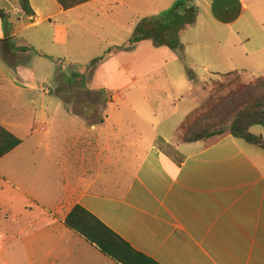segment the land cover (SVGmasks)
I'll use <instances>...</instances> for the list:
<instances>
[{
	"label": "crops",
	"instance_id": "0c3cea01",
	"mask_svg": "<svg viewBox=\"0 0 264 264\" xmlns=\"http://www.w3.org/2000/svg\"><path fill=\"white\" fill-rule=\"evenodd\" d=\"M30 2L33 17L24 14L17 0H0V10L7 15L0 14V50L3 47L6 57L0 53V59L7 65L1 68L12 83L7 91L30 94L37 114L46 116L48 110L53 121L63 107L73 124L66 131L67 142L54 155L59 174L52 171L48 186L38 184L36 177L41 171L35 162L39 149L23 150L20 144L0 159V264H19L25 247L33 251L27 264H116L66 226L65 219L76 204L160 264H264V150L232 135L208 146L177 142L178 128L194 108L170 123V117L153 119L155 110L140 115L136 102L126 97L116 102L53 100L51 86L40 87L36 73L31 80L20 78L30 58L20 57L11 46L14 27L51 17H44L51 0ZM111 2L119 8L160 11L180 0ZM188 6L198 12L208 9L216 27L233 28L248 13L256 22L264 18V0H189ZM250 39L246 36L245 41ZM118 80V91L138 82L124 72L118 73ZM178 81L174 113L180 111L184 98L196 102L195 76L190 73ZM36 91L44 93L45 101ZM100 110L102 116L97 115ZM127 111L135 115L128 123ZM1 113L0 109V124L10 130L9 117ZM160 139L175 147L177 157H185L181 164L157 145ZM30 154L33 158H21ZM13 156L21 159L10 169L5 162Z\"/></svg>",
	"mask_w": 264,
	"mask_h": 264
},
{
	"label": "rangeland",
	"instance_id": "374dc122",
	"mask_svg": "<svg viewBox=\"0 0 264 264\" xmlns=\"http://www.w3.org/2000/svg\"><path fill=\"white\" fill-rule=\"evenodd\" d=\"M180 2L183 5L176 9L177 20L179 17L183 19L186 14L192 18L191 13L185 12L189 0ZM113 4L111 0H99L60 12L59 4L51 0L48 12L44 15L45 17L50 14V18L46 17L35 25H30L32 21H26L23 25L14 27L15 37L11 44L15 48L14 52L22 58L26 57L27 60L30 58L28 65L23 67L20 78L30 79L33 73H36L40 87L51 86L52 93L49 97L55 101L64 99L116 102L126 97L129 101L136 102L140 115L155 110L157 116L152 115L153 119L158 121L163 117H170V123H174L181 120L184 112L195 109L205 101L214 80L225 79V75L217 73L218 71L227 73L238 71L237 74L246 83L264 76L262 17L256 22L248 13L246 18L233 28L229 29L224 25L216 27L210 20V11L202 7L199 12L197 11L194 22L189 23L191 19H188L177 37L172 39L176 44L179 43L178 47H158L154 40L145 39L135 48L124 50L119 47L128 44L140 22L154 16H167L178 3L175 2L160 11L152 9L139 11L119 8ZM178 24L177 21L176 25ZM246 36L251 39L245 41ZM2 46L8 48V44L4 43ZM258 47L262 48L261 51L253 54ZM4 52L2 47L0 53L6 58ZM248 53L250 55H247ZM101 57L105 59L96 68H91L92 62ZM2 63L0 59L1 116L9 117L6 121L10 124V130L23 140L21 149L40 150L35 162L40 165L41 171L36 172V177L38 184L41 182L48 186L53 181L50 177L52 171L55 170L59 174L57 157L54 159V155L61 149L63 141L67 142L66 131L73 124V120L63 107L58 109L54 121L48 115V110L46 116L42 117L39 115L41 112L37 114L36 104L31 103L30 94L24 93L19 96L15 92H8L12 83L2 71V68H7V65L3 66ZM122 72L137 79L138 82L118 91L121 88L117 83L118 73ZM190 73L196 79L193 93L196 102L186 97L179 104L180 111L174 113L173 99L180 94L178 80L181 77H188ZM204 77L205 80H200ZM69 84L73 87L68 88ZM35 94L40 96L39 100L45 101L43 92L36 91ZM100 111L97 115L102 116L103 110ZM134 117L135 115L129 111L124 114L126 123L133 121L130 119ZM41 125H51L52 130H39L38 127ZM252 132L264 134V128L254 126ZM183 134V131L176 134L177 142H182ZM157 145L168 155L179 158L171 143L158 140ZM31 157L30 154L21 158ZM21 158L13 156L5 163L11 169L16 167ZM32 242L29 240L28 246H32ZM32 259L33 251L30 249L26 251V247L25 251L19 253V264L23 262L27 264Z\"/></svg>",
	"mask_w": 264,
	"mask_h": 264
},
{
	"label": "trees",
	"instance_id": "16d2710c",
	"mask_svg": "<svg viewBox=\"0 0 264 264\" xmlns=\"http://www.w3.org/2000/svg\"><path fill=\"white\" fill-rule=\"evenodd\" d=\"M17 1L24 14L30 17L36 15L30 0ZM91 1L93 0H57L64 10H70ZM181 3L172 8L167 16H154L140 22L128 44L119 48L131 50L145 39L154 40L158 47H178L179 43L176 44V41L172 39L177 37L188 19H191L189 23H193L197 14L195 7L187 6L185 12L191 13L192 18L186 14L183 19L179 17L180 19L177 20L176 9L183 5ZM0 14L4 18L7 16L2 10ZM177 21L178 25H176ZM104 59L105 57H101L94 60L91 68H96ZM237 72L222 74L225 75L224 80H214L211 92L205 101L186 115L177 132H184L182 142H203L208 146L227 135H232L236 139L264 150L263 135L252 132L254 126L264 128V76L246 83ZM22 142L20 137L0 124V159ZM184 158L180 157L177 162L181 164ZM65 224L98 247L116 264H160L154 258L134 248L125 238L81 204H76L72 208L65 219Z\"/></svg>",
	"mask_w": 264,
	"mask_h": 264
}]
</instances>
